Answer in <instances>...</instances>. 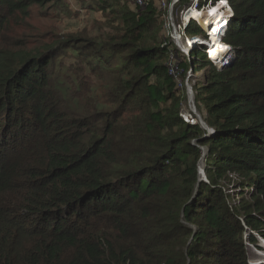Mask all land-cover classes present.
Returning <instances> with one entry per match:
<instances>
[{"label": "trees", "instance_id": "trees-1", "mask_svg": "<svg viewBox=\"0 0 264 264\" xmlns=\"http://www.w3.org/2000/svg\"><path fill=\"white\" fill-rule=\"evenodd\" d=\"M147 1L114 10L130 53L119 96L100 107L82 105L86 84L70 86L54 63L66 48L101 59L100 42L28 46L19 26L48 0H0V264H250L249 229L264 237V0H229L235 55L196 96L212 133L180 115L186 98ZM229 174L243 179L238 207Z\"/></svg>", "mask_w": 264, "mask_h": 264}, {"label": "rangeland", "instance_id": "rangeland-1", "mask_svg": "<svg viewBox=\"0 0 264 264\" xmlns=\"http://www.w3.org/2000/svg\"><path fill=\"white\" fill-rule=\"evenodd\" d=\"M133 3V0H109V6L102 7L105 0H48L45 5L35 4L32 6L31 17H28L19 26L18 32L28 46L47 41L49 38L68 40L80 37L100 42V47L105 48V55L101 59L88 48H82L81 51L76 48H66L57 53L54 63L56 72L60 74L62 80L69 82L70 86L71 83L73 86L86 84L88 91L82 105L96 103L100 107H106L110 105L108 100L110 93L112 96H119L116 87L126 78L124 71L120 69L130 53L126 49V45L119 44L122 40L117 30L119 26L118 14L114 10L117 11L124 5L134 8ZM157 22L162 27L160 16ZM161 33L162 31L159 41L162 40ZM194 34L202 35L203 33L197 30L195 24H192L189 35ZM203 57V54H199V59L195 60V74L191 75L189 84L195 91L197 112L195 119L206 122V113L198 109L196 96L197 90L205 81V73L213 66L203 62ZM154 79L153 76L152 80ZM189 106L182 102L180 115L182 111L187 112ZM199 168H204L203 158ZM242 180L238 175L229 174L222 182L225 185V192L229 195V202L234 207L240 205L239 199L243 196L241 193L243 188L238 186ZM247 199L251 200L252 198L248 196ZM242 222L245 225L243 219ZM249 232H252L258 239L257 245L250 243L247 239L245 241L249 263L264 264V237L257 231L249 229Z\"/></svg>", "mask_w": 264, "mask_h": 264}, {"label": "built area", "instance_id": "built-area-1", "mask_svg": "<svg viewBox=\"0 0 264 264\" xmlns=\"http://www.w3.org/2000/svg\"><path fill=\"white\" fill-rule=\"evenodd\" d=\"M181 1L154 0L164 27L162 47L168 55V72L186 98L184 105H190V110L182 111L181 117L186 122L199 123L208 133H212L206 122L195 119V91L189 80L195 74L194 60L198 59L199 54H203V58L218 69L233 59L234 50L227 36L234 9L229 0H190L178 10L177 5ZM133 2L141 7L148 5L147 0ZM192 24L203 34L189 35Z\"/></svg>", "mask_w": 264, "mask_h": 264}, {"label": "water", "instance_id": "water-1", "mask_svg": "<svg viewBox=\"0 0 264 264\" xmlns=\"http://www.w3.org/2000/svg\"><path fill=\"white\" fill-rule=\"evenodd\" d=\"M211 131H214V129H211ZM199 175H200V179H199L200 181L206 179V177H205L206 174H205V169L204 168H202V169L199 168Z\"/></svg>", "mask_w": 264, "mask_h": 264}, {"label": "snow or ice", "instance_id": "snow-or-ice-1", "mask_svg": "<svg viewBox=\"0 0 264 264\" xmlns=\"http://www.w3.org/2000/svg\"><path fill=\"white\" fill-rule=\"evenodd\" d=\"M213 11H215V10L213 9Z\"/></svg>", "mask_w": 264, "mask_h": 264}]
</instances>
